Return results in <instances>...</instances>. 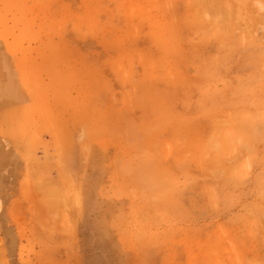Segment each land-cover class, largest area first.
<instances>
[{"label": "rangeland", "instance_id": "rangeland-1", "mask_svg": "<svg viewBox=\"0 0 264 264\" xmlns=\"http://www.w3.org/2000/svg\"><path fill=\"white\" fill-rule=\"evenodd\" d=\"M0 264H264V0H0Z\"/></svg>", "mask_w": 264, "mask_h": 264}, {"label": "bare ground", "instance_id": "bare-ground-1", "mask_svg": "<svg viewBox=\"0 0 264 264\" xmlns=\"http://www.w3.org/2000/svg\"><path fill=\"white\" fill-rule=\"evenodd\" d=\"M27 177V176H26ZM26 177H24V178H22V180L20 181V192H21V194L22 195H29V191H28V188H30V187H33L34 185H35V187H36V184H33V186H32V184L31 185H29L30 184V178H26ZM30 179V180H29ZM60 183V182H59ZM56 184V183H55ZM57 185V184H56ZM52 187V186H51ZM50 189V188H49ZM54 189H55V185H54V188L52 187V192H54ZM32 190V189H31ZM56 190V189H55ZM28 191V192H27ZM48 191V190H47ZM50 191V190H49ZM52 192H49L50 194L52 193ZM33 193H35V189H34V192L33 191H30V194L32 195ZM37 194V195H36ZM36 194H33V195H35L37 198H35L36 200H38L39 201V203H37L38 205V209L39 210H41V212L42 211H50L49 209L51 208V206L53 207V205H55L56 203L58 204V205H56V206H59V204H60V202L58 203L57 201L54 203V201L53 200H45V198H44V195L42 194V192H40V190H36ZM53 195V194H52ZM54 196V195H53ZM28 197V196H27ZM30 197V196H29ZM28 197V198H29ZM71 197V196H70ZM31 198V197H30ZM65 198H67V197H63V199H65ZM76 197H74V199L72 198V200H75L76 201V199H75ZM49 199V198H48ZM68 200H69V198H68ZM68 200H67V202H68ZM19 201H20V199H19ZM18 201V202H19ZM17 202V201H16ZM76 203H78L79 204V202L78 201H76ZM19 204H21V202H19ZM19 204H18V206H19ZM61 204L63 205V201H61ZM60 204V206L59 207H61L62 205ZM69 203H66V201H65V206L64 207H62V208H60L59 209V212H56L57 214V216H55V219H54V221H59V219L61 220V219H63L64 218V220L65 221H67L68 223H69V225L71 224V227L73 226V225H75V216H76V213L78 212V209H77V206L75 207L74 205H76V204H69ZM14 205V207L16 208V210H17V208L18 207H16L17 206V203L15 204H13ZM33 207V206H32ZM52 209V208H51ZM11 212H13V211H11ZM16 212V211H15ZM14 212V213H15ZM55 213V212H54ZM77 217V216H76Z\"/></svg>", "mask_w": 264, "mask_h": 264}, {"label": "crops", "instance_id": "crops-1", "mask_svg": "<svg viewBox=\"0 0 264 264\" xmlns=\"http://www.w3.org/2000/svg\"><path fill=\"white\" fill-rule=\"evenodd\" d=\"M58 118L59 119H61V122H63L64 124H65V127H66V129H65V131L64 132H61L60 134L62 135V138L63 139H65V142H66V145L63 147L64 148V150L66 149V151L68 150H75V151H77V159L78 160H76V162H77V166L79 165L80 166V150H81V146L79 145V143L78 144H75V143H72L71 145H70V138H71V136L73 135V133L72 132H70V126L68 125V122H66L65 121V117H64V114H60V115H58ZM64 129V128H63ZM14 150H15V153H16V155H17V157H15V163L14 164H16V163H19L20 165H23V160H22V146L21 145H19V143L17 142H14ZM14 153V154H15ZM65 156H69L68 155V152H66V153H64V154H62V158L64 159V160H68V159H65L64 157ZM66 163V165H70V162L69 161H66L65 162ZM79 170V168L77 169V171ZM79 173H77V174H74V179L75 180H77L78 179V177H79V175H78ZM62 175H58V176H56V177H53V179L52 180H61L62 179V177H61ZM24 177V172H22V169H21V171L20 172H17L16 173V175L15 176H13V181H14V186H15V193L13 194V204L15 203H17L18 204V202H16L17 200H19V197H20V195H21V192H20V181L22 180V178ZM30 184H31V180H30ZM29 184V185H30Z\"/></svg>", "mask_w": 264, "mask_h": 264}]
</instances>
